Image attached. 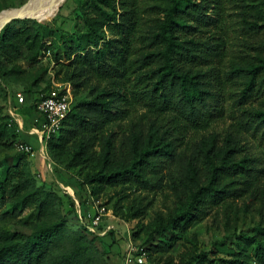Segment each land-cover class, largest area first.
Segmentation results:
<instances>
[{"label": "trees", "instance_id": "1", "mask_svg": "<svg viewBox=\"0 0 264 264\" xmlns=\"http://www.w3.org/2000/svg\"><path fill=\"white\" fill-rule=\"evenodd\" d=\"M243 1L86 0V30L77 40L68 41L63 55L55 54V59L70 61L69 78L76 88L92 80L97 84L91 98L73 102L62 121L60 135L49 146L54 164L68 159L71 168H88L85 177L92 194L99 197L114 191L128 201L131 219L144 217L157 195L165 203L173 195L181 201L176 191L184 186L191 201L184 210L170 209L167 216H161L163 232L170 227L183 232L206 210L220 205L231 210L227 200L236 191L240 176H251L252 168L234 159L236 148L228 140L220 146L216 134L203 138L194 153L193 143L202 131L224 125L234 115L237 104H231L235 94L229 89L232 74L247 77L241 81V99L264 100L259 83L264 78V40L245 67L228 70L238 39L233 36L232 21L244 7ZM261 25L249 22V30L257 33ZM45 37L36 27L14 29L8 24L0 33V72L6 73L5 64L17 69L19 60L37 64L51 49ZM208 67L217 70L216 92L202 81ZM118 104L122 108L117 115L114 108ZM140 105L155 122L150 123L145 140L134 132L129 147L122 149L120 133L125 129L120 123L131 119ZM243 114L250 122L264 124V106L256 111L245 108ZM159 124L166 127L162 133ZM15 138L12 129L0 126V146L13 147ZM26 155L21 157L24 163H3L0 168V216H16L33 208L40 218L49 214L48 198L34 185ZM60 226L41 224L32 235L1 231L0 264H77L86 249L82 238L70 253H52V239L60 233ZM105 235L119 245L115 232L100 235L101 241ZM243 239L256 242L253 257L264 264V237ZM188 255L181 264L188 263ZM239 255L220 263L250 264V254Z\"/></svg>", "mask_w": 264, "mask_h": 264}, {"label": "rangeland", "instance_id": "2", "mask_svg": "<svg viewBox=\"0 0 264 264\" xmlns=\"http://www.w3.org/2000/svg\"><path fill=\"white\" fill-rule=\"evenodd\" d=\"M30 1L33 0H0V14L20 9ZM85 2L64 0L60 10L47 21L26 18L8 23L14 29L31 26L40 29L46 34L44 40L46 45H51V49L40 56L37 64L30 65L25 60H19L17 69L5 64L6 73L0 72V126L7 125L16 137L13 147L0 146V168L3 163L13 165L21 161L22 155L27 154L26 167L34 185L43 190L42 197L48 198L50 211L44 218L38 216L36 208L16 216L1 215L0 232L15 231L32 235L41 224L61 223L60 233L52 239V253L54 256L68 254L76 247L77 240L82 238L86 249L77 264H167L172 260L181 264L185 253L189 254L187 264H221V260L238 257L240 252L250 254V264H261L253 257L256 242L244 241L243 238L264 237V124L250 122L247 119L249 116L243 112L245 108L254 111L262 108L264 100L241 99V81L246 80L245 73L231 75L229 89L235 94L231 104H237L234 115L231 114L226 124L214 125L209 132L202 131L193 143L194 153L203 138L216 134L220 146L228 140L236 148L234 159L252 168L251 176H240L236 191L227 200L232 204L231 210L227 211L220 205L206 210L183 232L173 227L163 232L161 216H167L170 209L182 211L191 201L190 193L184 186L176 191L181 201L173 195L165 203L164 198L157 195L144 217L131 219L128 216V201H122L114 191L107 190L99 197L92 194L85 177L88 168H71L68 159L57 160L58 164H54L49 146L60 135L62 124L49 132L44 127L46 120L36 104L40 98L53 94L69 95L75 104L92 96L91 89L97 82L88 81L86 86L76 88L69 78L72 72L68 66L70 61L65 57L60 62L55 59V54L63 55L68 41L77 40L86 30ZM243 2L244 7L234 15L232 21L233 36L238 39L235 40L237 46L234 55L228 62L229 72L234 66L245 67V62L256 56L264 40V25H261L264 24L263 0ZM253 21L259 22L261 31L255 33L249 30V22ZM91 50L96 51L94 47ZM246 54L247 59L241 60ZM216 72L215 67L205 68L202 78L204 86L213 92L218 88L214 81ZM259 83L264 89V78H260ZM19 94L25 99L23 103L19 100ZM121 108V104L116 105L114 114L118 115ZM151 122H155V118L147 112V108L137 106L136 114L120 123L125 129L120 133L122 149L129 147L134 132L141 134V141L145 140ZM158 126L161 133L166 130L162 124ZM119 128L116 124L115 129ZM43 141L44 145L47 144L46 149L42 147ZM27 147L28 151L23 150ZM98 211L104 215L102 223L93 232L92 217ZM110 231L115 232L119 245H113V239L108 235L103 241L100 240V235Z\"/></svg>", "mask_w": 264, "mask_h": 264}, {"label": "built area", "instance_id": "3", "mask_svg": "<svg viewBox=\"0 0 264 264\" xmlns=\"http://www.w3.org/2000/svg\"><path fill=\"white\" fill-rule=\"evenodd\" d=\"M19 100L21 103L24 102V97L22 94H19ZM72 97L69 95L59 96L56 94L44 96L38 102V110L42 116H44L46 122L44 127L49 130V132L53 131L54 128L59 127L62 121L68 116L72 109ZM43 149H46L47 144L44 145V141L42 143ZM29 150V148H23V150ZM103 212L98 211L92 217V228L91 231L96 232V228L100 226L102 223Z\"/></svg>", "mask_w": 264, "mask_h": 264}, {"label": "bare ground", "instance_id": "4", "mask_svg": "<svg viewBox=\"0 0 264 264\" xmlns=\"http://www.w3.org/2000/svg\"><path fill=\"white\" fill-rule=\"evenodd\" d=\"M30 2L27 3L22 15L27 16V18L30 19L33 18L39 21H47L55 16L57 10H59V7L62 6L61 3L64 2V0H33L31 3ZM17 14L18 9L2 12L0 14V28L7 18Z\"/></svg>", "mask_w": 264, "mask_h": 264}, {"label": "water", "instance_id": "5", "mask_svg": "<svg viewBox=\"0 0 264 264\" xmlns=\"http://www.w3.org/2000/svg\"><path fill=\"white\" fill-rule=\"evenodd\" d=\"M26 5H27V4H26ZM26 5L23 6L22 8H20V9H18V14H17V15L12 16V17H9V18H7V19L5 20V22L3 23L2 27L0 28V33H1L2 29H3L8 23L12 22L13 20H15V19H26V18H27V16L22 15V13L24 12V10H25V8H26ZM59 10H60V8H59Z\"/></svg>", "mask_w": 264, "mask_h": 264}]
</instances>
